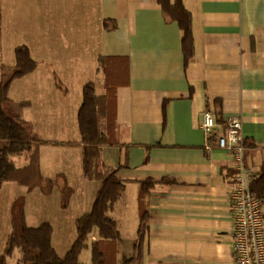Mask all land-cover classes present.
Here are the masks:
<instances>
[{
	"label": "crops",
	"instance_id": "1",
	"mask_svg": "<svg viewBox=\"0 0 264 264\" xmlns=\"http://www.w3.org/2000/svg\"><path fill=\"white\" fill-rule=\"evenodd\" d=\"M183 1L194 34L188 64L182 30L159 0H0V81L2 67L15 65L18 46H28L38 63L12 82L6 110L30 122L44 141L42 179L55 180L50 192L43 183L2 185L0 255L20 210L29 226L52 224L53 245L64 255L77 237L76 220L95 198L98 186L87 185L83 147L75 143L81 141L78 111L96 33L98 62L108 59L102 73L115 80L114 143L104 146L101 160L122 167L125 192L130 183L137 185L131 214L136 242L142 211L148 210L136 264H236L229 193L238 167L216 141L207 148L202 124L208 109L217 115L216 135L229 117L240 118L244 166L252 176L264 170V0ZM105 19L116 28L106 29ZM16 80L19 101L12 96ZM147 178L157 183L142 197L140 181ZM120 200L111 214L123 240L130 230L129 203ZM55 237L73 242L60 252ZM97 238L94 232L91 240ZM110 241H100L107 261L115 246L107 248ZM133 249L132 255L135 244Z\"/></svg>",
	"mask_w": 264,
	"mask_h": 264
},
{
	"label": "trees",
	"instance_id": "2",
	"mask_svg": "<svg viewBox=\"0 0 264 264\" xmlns=\"http://www.w3.org/2000/svg\"><path fill=\"white\" fill-rule=\"evenodd\" d=\"M167 17L178 22L182 30V49L186 64L194 56V34L192 14L185 7L183 0H159ZM103 26L106 29L116 28L114 20L105 19ZM16 63L13 67L3 66V78L0 81V139L6 140L0 147V188L7 181L33 188L43 183L45 191L50 192L55 180L43 182L41 174L40 145L44 142L34 134L30 122L7 112L9 90L12 82L33 72L37 61L33 58L26 45L15 49ZM108 59L99 57L100 67H106ZM109 75L105 79L106 93L96 90L93 81L83 87L82 104L78 111V127L81 141L75 144L83 147V169L87 185H97L95 198L90 201L89 210L76 220L77 237L69 250L60 255L52 242L54 228L51 223L44 222L39 226H29L25 221V214L20 210L13 218V231L7 238L3 254L0 255V264H8V258L14 251L21 249V264H108L105 252L100 241L119 240L121 238L117 220L112 216L116 203L122 198L126 190V180L118 173L121 166L110 168L101 160L105 145L113 144L111 129L115 124V94L110 84L115 80ZM217 135L208 137L209 143L214 146ZM27 152L30 155L28 164L18 167L12 156ZM250 185L254 195L260 198L264 205V170L253 174ZM157 183L147 178L140 181V195L147 196ZM148 210L142 211L138 228L139 239L135 243L136 254L124 256L121 264H136L139 255L138 247L143 243L147 229ZM94 232L98 238L91 240ZM91 247L92 261L84 263L80 260L82 251Z\"/></svg>",
	"mask_w": 264,
	"mask_h": 264
},
{
	"label": "built area",
	"instance_id": "3",
	"mask_svg": "<svg viewBox=\"0 0 264 264\" xmlns=\"http://www.w3.org/2000/svg\"><path fill=\"white\" fill-rule=\"evenodd\" d=\"M217 115L208 109L204 113L202 127L208 136L215 134ZM216 145L229 151L238 167L235 186L229 193L233 209V247L236 264H264V207L260 198L254 195L250 185L252 174L244 166L245 137L241 119L229 117L217 134ZM212 149L211 144L207 145Z\"/></svg>",
	"mask_w": 264,
	"mask_h": 264
},
{
	"label": "rangeland",
	"instance_id": "4",
	"mask_svg": "<svg viewBox=\"0 0 264 264\" xmlns=\"http://www.w3.org/2000/svg\"><path fill=\"white\" fill-rule=\"evenodd\" d=\"M95 27V26H93ZM98 35L96 33L92 34V46H91V63H90V68H91V77H88L90 79V81H93L96 87V90L100 93H102L104 91V80H105V74L102 73V67H100V63L98 62V51H97V44H98ZM16 84L15 86H13V92H12V96L14 101H19L21 98V92L19 89V80H16ZM112 139L113 136H112ZM7 141L0 139V147H2L4 145V143ZM29 156V153L27 152H22V153H18V154H14L12 156V159L14 160L15 164L17 166H19L21 163L20 162H26V158ZM130 188L128 189L127 192H125V194L123 195V198L120 200L122 201L124 204H127V202L129 203V225L128 228L130 230H128V232L125 235V239L123 240H111L109 243L106 244L107 248L110 246H114V250H108V261L110 264H121L122 258L124 257V255L126 256H131L134 253V249H133V245L136 242V233L133 229H132V224H131V220L133 211L132 209H134L133 207L135 206L132 202V200L134 201L135 199L133 198V196L135 195L136 189H137V185L136 184H131L130 183ZM4 201V200H3ZM30 224H34V223H30ZM54 243L57 246L58 250L60 252H65L67 246H68V242L69 244H71L73 241H67V240H61L58 239V237H55L54 239ZM3 249H2V253H3ZM22 256V252L21 249H17L15 251V253L13 254V256H11L8 259V264H21L19 262L20 258ZM91 248H86L83 250L80 259L82 260V262H91ZM107 261V263H108Z\"/></svg>",
	"mask_w": 264,
	"mask_h": 264
}]
</instances>
